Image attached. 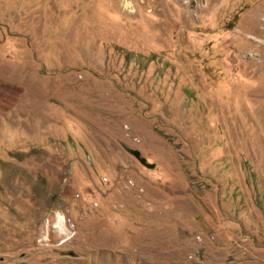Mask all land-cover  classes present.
I'll return each mask as SVG.
<instances>
[{
    "label": "rangeland",
    "instance_id": "1",
    "mask_svg": "<svg viewBox=\"0 0 264 264\" xmlns=\"http://www.w3.org/2000/svg\"><path fill=\"white\" fill-rule=\"evenodd\" d=\"M0 264H264V0H0Z\"/></svg>",
    "mask_w": 264,
    "mask_h": 264
},
{
    "label": "water",
    "instance_id": "2",
    "mask_svg": "<svg viewBox=\"0 0 264 264\" xmlns=\"http://www.w3.org/2000/svg\"><path fill=\"white\" fill-rule=\"evenodd\" d=\"M131 154L142 164V165H147L149 164L146 163V160L140 156V154L137 151H131ZM152 166V165H151Z\"/></svg>",
    "mask_w": 264,
    "mask_h": 264
}]
</instances>
